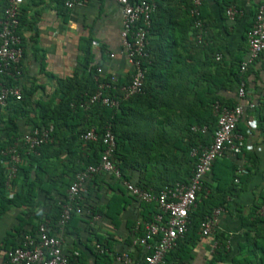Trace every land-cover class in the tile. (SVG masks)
Wrapping results in <instances>:
<instances>
[{"label":"trees","instance_id":"trees-1","mask_svg":"<svg viewBox=\"0 0 264 264\" xmlns=\"http://www.w3.org/2000/svg\"><path fill=\"white\" fill-rule=\"evenodd\" d=\"M133 1H146L153 5L148 43L140 60L145 70L140 93L124 98L122 87L131 83L132 70L120 77L105 73L102 59L92 63L93 55L88 44L86 58L80 63V74L75 73L60 84L57 101L51 98L32 103L31 96L40 88L36 85L22 88L21 100L8 101L12 110L22 109L28 100L36 109L32 117L29 112L24 119L10 117L5 124V134L0 137V220L10 209L21 210L6 235L3 247L6 251L20 246L24 235H35L39 223L46 221L51 232H57L56 223L74 176L88 165H97L104 148L101 138L87 141L83 135L90 129H94L98 136L102 135L105 127L109 126L115 138L112 159L121 177L117 179L102 172L85 182L80 190L82 199L77 201L83 214L72 213L62 233L63 237L71 239V244L62 249L69 264H87L74 246L73 237L79 236L80 225L88 230L90 225L86 218L96 215L116 223L122 214L129 211L131 220L126 219L124 225L129 233L125 244L132 248V253L127 249L122 253H128L133 264H143L149 252L132 246V239L144 233L145 224L158 213V206L155 202L146 203L132 195L122 185V180L155 193L176 183L187 184L197 160L193 151L196 150L198 155L200 148L211 142L216 128L217 115L213 105L218 103L222 107L233 108L242 103L245 96L238 97L240 85L244 84L246 89L247 70L264 52L244 71L240 70V64L246 58L242 57L244 47H247L246 34L253 20L245 25L240 48L231 52L225 49L224 41L218 37L216 21L204 18L203 0L198 16L191 12L190 0ZM7 2L0 0V17ZM64 3L63 0L59 2L61 5ZM231 6L236 8V0H220L223 21L224 17L227 19L226 10ZM21 13L20 5L16 34L20 37L22 49L19 33L23 22ZM195 19L202 22L201 31L194 27ZM236 20L235 15L230 22L236 25ZM223 28L226 29L225 24ZM198 33L200 38L196 37ZM218 54L220 58L216 59ZM99 67L102 68L100 74L97 72ZM110 77L115 80H110ZM0 81L8 86L16 84V79L4 74H0ZM99 83H109L104 92L116 100L114 107L100 103L88 108L84 106ZM50 125L49 140L34 151H27L23 142H19L21 162L15 165L13 179L9 178L8 157L2 151L16 143L26 129H46ZM203 126L206 127L205 132L192 130V127ZM225 156L216 159L205 175L202 188L197 193L196 206L188 214L187 230L165 255V264L188 262L200 234V223L215 208L227 209V197L236 189L237 174L233 159H226L231 155ZM218 166L221 171L217 170ZM10 190L12 196H9ZM259 207L254 208L249 224L264 223L258 214ZM228 252L224 245L219 247L216 259H222ZM92 254L95 264H117L115 255L121 253L112 256L104 240L97 238Z\"/></svg>","mask_w":264,"mask_h":264},{"label":"crops","instance_id":"crops-1","mask_svg":"<svg viewBox=\"0 0 264 264\" xmlns=\"http://www.w3.org/2000/svg\"><path fill=\"white\" fill-rule=\"evenodd\" d=\"M61 1L22 0L23 22L19 27L23 49L22 72L14 78V86L20 89L40 86L31 96L32 103L51 98L58 100L60 84L75 73L80 74V63L86 58L88 44L93 55L92 63L102 59L105 73L120 77L132 68L122 53L119 5L110 0H87L81 5L68 8L65 3L59 4ZM259 2L236 0L237 20L234 25L227 16V19L224 17L225 20H222L220 0H203V16L216 21L218 37L224 41L226 50L233 52L240 48L245 25L252 22ZM224 24L226 29L223 28ZM243 51L244 59L247 47ZM246 80L245 97L241 103L244 113L237 128L244 136L245 148L238 156L226 158L233 159L237 178L241 179L236 178V189L227 197L228 207L222 208L218 214L211 235L202 237L199 234L191 249L192 258L183 263L264 264V223L249 224L252 222L254 208L259 207L264 199V52L255 65L248 68ZM30 101L22 106L24 109L12 110L11 104L0 107V137L4 136L5 124L10 117L24 119L27 112L30 117L33 116L36 108ZM250 104L254 108L249 107ZM252 122L256 123L255 128L251 127ZM19 142L21 138L16 140V143ZM221 169L217 167L218 171ZM9 196H12L11 190ZM20 212V209H10L0 220V264L6 263L8 250L3 248L6 235L16 223ZM96 216L86 218L89 229L80 225L79 236L73 237L74 246L81 252L84 262L95 264L92 246L97 238L104 240L112 256L126 249L132 253V248H127L125 244L129 233L124 227L126 219L131 220V213L125 212L116 223L107 217ZM63 236L62 247L67 244L70 246L71 239L69 241L68 237ZM223 245L229 252L222 259H216V249ZM254 245L256 247L253 248Z\"/></svg>","mask_w":264,"mask_h":264},{"label":"built area","instance_id":"built-area-1","mask_svg":"<svg viewBox=\"0 0 264 264\" xmlns=\"http://www.w3.org/2000/svg\"><path fill=\"white\" fill-rule=\"evenodd\" d=\"M87 0H67L65 6L71 8L73 5H81ZM121 8L122 25L120 37L122 42V53L131 65V83L122 87L124 98L131 97L141 92L144 82L145 70L141 67V58L145 55L144 50L148 43L147 34L150 27V14L153 5L146 1L139 3L133 0H110ZM192 13L198 16V8L201 0H190ZM22 0H8L3 16L0 17V74L17 78L21 74L22 49L20 37L16 34L19 24L18 14ZM237 10L234 6L228 7L226 15L229 20L234 19ZM194 27L201 31L202 22L195 19ZM197 38H200L198 33ZM247 54L240 64V70L244 71L246 66L254 61L264 50V0H260L254 13V18L249 31L246 34ZM111 57L113 55H110ZM220 55L216 56L219 59ZM97 72L102 73V68H97ZM114 81V77H110ZM109 88V83H99L93 96L84 103L88 108L90 105L100 103L101 105L114 107L116 100L105 95V90ZM245 94L244 84L240 85L238 97ZM22 98L21 89L14 85H6L0 81V107L8 104L9 100L19 101ZM249 107L254 108L253 104ZM213 110L217 115V123L213 132L211 142L193 151L197 156L192 176L187 184L176 183L158 192L141 189L127 180H122V185L132 195L143 202H155L158 206L152 220L145 224L144 233L132 239V246H138L146 255L143 264H164L165 255L176 246L177 240L184 235L188 225V214L196 206L197 193L201 190L205 175L210 172L213 162L225 155L236 156L245 148L244 136L238 131L237 125L240 121L244 107L236 104L233 108L222 107L215 103ZM252 128L256 123L252 122ZM52 130L50 125L46 129H26L21 137L23 146L27 151H34L37 147L49 140V133ZM193 131L205 132L206 127H192ZM101 138L104 145L97 165H88L78 172L70 184L67 191V200L62 204L59 219L56 223L57 232L52 233L48 223L42 222L37 225L35 235L26 234L22 237L21 245L9 250L5 264H69L67 255L62 249V233L69 221L72 213L83 214V209L77 206V201L82 198L80 190L85 182L92 176L99 173L112 174L115 178L121 177L120 170L113 162L112 155L115 147V138L109 126L105 127L102 135L96 134L94 129H90L83 135L87 141H95ZM20 144L14 143L2 153L8 157L9 178L16 172L15 165L21 162ZM222 208H215L212 214L200 223V235L208 237L213 232L217 223V216ZM258 214L264 218V201L258 209ZM97 218V216H92ZM99 246L97 245V248ZM101 250V249H100ZM117 264H133L128 253L115 255ZM188 264V263H176Z\"/></svg>","mask_w":264,"mask_h":264}]
</instances>
